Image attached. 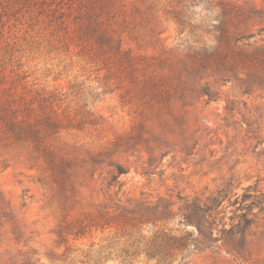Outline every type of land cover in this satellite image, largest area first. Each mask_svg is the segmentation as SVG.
<instances>
[{
	"label": "rangeland",
	"instance_id": "374dc122",
	"mask_svg": "<svg viewBox=\"0 0 264 264\" xmlns=\"http://www.w3.org/2000/svg\"><path fill=\"white\" fill-rule=\"evenodd\" d=\"M75 1L0 0V70L75 122V192L0 147V264H264V0L135 1L126 39L187 85L164 103L70 39ZM219 195L211 235L179 217L76 235L87 213Z\"/></svg>",
	"mask_w": 264,
	"mask_h": 264
},
{
	"label": "trees",
	"instance_id": "16d2710c",
	"mask_svg": "<svg viewBox=\"0 0 264 264\" xmlns=\"http://www.w3.org/2000/svg\"><path fill=\"white\" fill-rule=\"evenodd\" d=\"M135 1L138 0H76L70 7L76 13L75 29L70 39L76 41L82 50H86L90 58H99L107 63L109 71L130 77L139 91L151 100L164 103L171 102L176 96L185 99L187 85H184L183 78L179 74L164 72L165 67L173 71L170 66L163 68L165 60L136 52L126 39L125 33H129L127 29H134H130L131 25H135L133 14L140 11ZM128 2H132L131 10ZM236 55L243 63L252 57L243 51ZM156 61H160L159 64ZM37 99L36 96L29 98L20 92L19 84L16 81L10 82L6 72L0 70V147L8 150L30 148L33 168H47L56 183L65 189L69 184L75 192L74 160L67 155L69 145H60L63 133L75 128L74 119L66 110L61 112V106L43 98ZM225 198L226 195H219L209 199L210 203H203L197 198L184 200L178 211L173 208L175 204L164 199L139 211L124 209L111 213L103 209L85 214L84 220H77L79 228L76 235H84L85 229H105L129 222L168 223L176 217L180 221L195 224L201 234L211 235L215 229L206 224L213 223L224 213L222 205ZM2 199L0 194V201ZM222 227H226V224ZM163 244L157 253L152 254L153 257H166Z\"/></svg>",
	"mask_w": 264,
	"mask_h": 264
}]
</instances>
